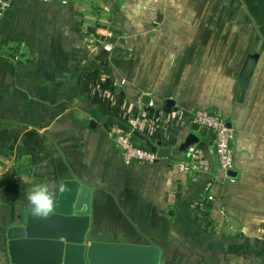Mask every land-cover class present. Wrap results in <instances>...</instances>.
Segmentation results:
<instances>
[{"label":"crops","instance_id":"1","mask_svg":"<svg viewBox=\"0 0 264 264\" xmlns=\"http://www.w3.org/2000/svg\"><path fill=\"white\" fill-rule=\"evenodd\" d=\"M7 1L0 264H10L5 231L31 188L48 184L56 198L65 179L93 189L91 241L154 244L162 264H264V0ZM180 108L231 124L237 176L219 167L213 131L170 119ZM138 113L134 143L170 156L126 161L108 130ZM193 144L207 162L183 174Z\"/></svg>","mask_w":264,"mask_h":264},{"label":"water","instance_id":"2","mask_svg":"<svg viewBox=\"0 0 264 264\" xmlns=\"http://www.w3.org/2000/svg\"><path fill=\"white\" fill-rule=\"evenodd\" d=\"M150 100L143 95V104ZM170 155V148L158 150L160 158ZM227 174L233 178L237 171ZM92 196L91 187L65 179L50 216H37L28 206L5 231L10 264H162V250L154 244L91 241Z\"/></svg>","mask_w":264,"mask_h":264},{"label":"built area","instance_id":"3","mask_svg":"<svg viewBox=\"0 0 264 264\" xmlns=\"http://www.w3.org/2000/svg\"><path fill=\"white\" fill-rule=\"evenodd\" d=\"M67 1L64 0L63 3ZM10 3L7 0H0V18L5 14ZM101 36H106L100 33ZM101 44L104 50L111 52L114 50V43L110 40H101ZM152 105V103H150ZM170 119L180 122L189 121L200 128L208 129L214 132V148L217 157L219 167L228 172L233 169L234 166V151L233 141L235 139V130L228 125L227 120L220 114L211 112L207 109H195L192 111H185L184 109H176L170 113ZM145 120L140 113L131 116H126L122 124H118L108 130V135L112 138L117 145L122 149L123 155L127 162L137 161L140 163H154L158 159L157 152L146 149L134 143V135L144 125ZM188 158L178 162V170L183 174L199 173L204 170V165L207 162V157L202 146L199 144H193L188 148ZM212 186L211 182H208L205 186L206 199H212L209 196V190ZM205 199L195 206L196 211H204ZM203 203V205H202ZM203 206V207H202ZM222 214L226 213V210L222 208ZM258 240L264 246V235H259Z\"/></svg>","mask_w":264,"mask_h":264},{"label":"clouds","instance_id":"4","mask_svg":"<svg viewBox=\"0 0 264 264\" xmlns=\"http://www.w3.org/2000/svg\"><path fill=\"white\" fill-rule=\"evenodd\" d=\"M32 211L40 217H48L53 213L55 192L48 184H37L27 194Z\"/></svg>","mask_w":264,"mask_h":264},{"label":"rangeland","instance_id":"5","mask_svg":"<svg viewBox=\"0 0 264 264\" xmlns=\"http://www.w3.org/2000/svg\"><path fill=\"white\" fill-rule=\"evenodd\" d=\"M2 50V48L0 49V53L2 52L3 53V51H1ZM15 61H17L18 60V58H15L14 59ZM4 244V243H3ZM4 250H6V247H5V245H4Z\"/></svg>","mask_w":264,"mask_h":264},{"label":"trees","instance_id":"6","mask_svg":"<svg viewBox=\"0 0 264 264\" xmlns=\"http://www.w3.org/2000/svg\"><path fill=\"white\" fill-rule=\"evenodd\" d=\"M0 49H1V46H0Z\"/></svg>","mask_w":264,"mask_h":264}]
</instances>
